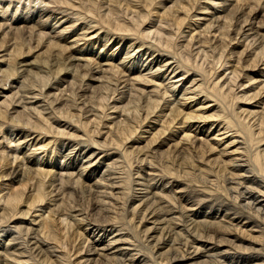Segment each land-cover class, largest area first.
Wrapping results in <instances>:
<instances>
[{"label":"bare ground","instance_id":"6f19581e","mask_svg":"<svg viewBox=\"0 0 264 264\" xmlns=\"http://www.w3.org/2000/svg\"><path fill=\"white\" fill-rule=\"evenodd\" d=\"M263 1L234 0L233 10L223 9L226 22L216 24L211 18L218 10L215 0H170V6L164 0H33L35 5L27 4L26 9H33L31 18L18 16L8 27L5 18L12 0H0V23L6 22L0 24L2 93L18 76L39 77L44 87L51 77L80 81L76 90L75 83L67 90L58 83L59 96L65 93L61 98L70 94L49 114L48 108H27L22 95L15 101L21 93L15 89H9L11 95L0 105V264H75L74 256L76 264H264V81H257L264 78V37L256 47L254 41L245 47L248 38L241 47L231 46L244 30L241 24L233 25L234 19L258 20ZM244 7L248 14H243ZM13 9L9 17L19 10ZM59 25L64 28L54 36L44 33ZM76 26L78 30L64 34ZM35 31V46L27 44L24 36L31 40ZM243 35L246 31L240 38ZM124 38H129L132 51L124 47L114 60L101 58L106 55L99 56V51L93 55L97 43L108 53L114 46L121 49ZM90 40L96 41L89 42L84 53L79 43ZM151 50L144 71L185 72L174 77L170 73L164 81L158 77L161 84L142 75L146 59L139 57ZM157 50L172 57L155 56ZM93 64L107 69L91 94L97 95V102L90 96L95 115L85 118L90 110L82 113L84 104L72 110L69 103L85 97L87 90L82 95L78 91L87 75L89 81L95 76ZM129 64L138 65V71L131 72ZM227 71L230 77L220 84ZM127 73L136 80L116 89L103 81L111 75L119 83ZM171 78L176 81L162 88ZM28 83L26 87H41L37 81ZM122 84L128 88L120 99L125 105L113 102L110 107L106 102ZM226 84L251 86L240 97L232 93L234 88L224 91ZM37 96L43 94L31 99ZM196 97L201 98L193 106ZM254 99L263 106L260 112L242 106L235 112L236 102ZM10 111L18 115L8 116ZM130 111L137 115L130 118ZM116 114L127 116L121 122L108 120ZM192 120L198 127L205 124L200 133L206 136L216 125L214 135L224 136L219 144L228 140L225 149L216 152L214 145L206 147V140L195 143ZM252 120L257 124L251 125ZM147 121L157 126L144 145ZM61 123L69 127L58 129ZM177 125L184 129L182 139L170 147L163 137L170 132L173 138ZM230 147L235 149L228 153Z\"/></svg>","mask_w":264,"mask_h":264},{"label":"rangeland","instance_id":"374dc122","mask_svg":"<svg viewBox=\"0 0 264 264\" xmlns=\"http://www.w3.org/2000/svg\"><path fill=\"white\" fill-rule=\"evenodd\" d=\"M20 1H22V2H20ZM25 1V2H24ZM169 1L170 0H164V2H166V3H169ZM216 2H214V4H213V7L215 8V9H217L218 8V10H216L217 12L215 13V15L214 16H211V18H212V20H216V24H222V23H225L226 22V20L223 18V16L225 15V13H223V9H228V11H231V10H233L234 9V4H235V2H233L234 0H226L227 2V4L225 3H221V0H215ZM33 2V0L31 1L30 0V2H28V0L26 1V0H12V7L10 8V11H9V13L10 14H8V16L6 15V18H5V21L6 20H9L8 22H7V24H8V27H10V26H12L13 24H15L16 23V20H17V18H18V16H21L20 18H22V17H24V16H26V18H27V16H28V18L30 19L31 18V16H32V14L34 13L33 12V9H31V8H28V10H26L27 9V7H28V5L27 4H31ZM264 2V1H263ZM19 3V4H18ZM26 3V4H25ZM17 6H16V5ZM33 4V3H32ZM31 4V5H32ZM14 5V6H13ZM35 4H33L32 6H34ZM170 5H172V4H168L167 6H170ZM17 8H16V7ZM233 6V7H232ZM25 7V8H24ZM263 7V6H262ZM19 9L18 11H17V14H16V16H14V17H9L10 15H11V13H12V9ZM233 8V9H232ZM245 8V7H244ZM13 9V10H14ZM31 9V10H30ZM52 10H50L51 12H56V13H62V12H57V8H51ZM214 9V10H215ZM230 9V10H229ZM35 10H37V8L35 9ZM105 10H106V8H105ZM104 9H103V13H105L106 11H105ZM244 11H243V14L245 13V14H248L249 12H248V9L247 8H245V9H243ZM258 10H262V8H259ZM263 10H264V8H263ZM249 11H250V9H249ZM27 12V13H26ZM30 12V13H29ZM47 12V11H46ZM69 12H71V11H69ZM68 12V13H69ZM246 12H248V13H246ZM13 13H14V11H13ZM29 13V14H28ZM32 13V14H31ZM67 13V15H69ZM240 13H241V11L239 12V15H240ZM0 16H1V14H0ZM236 16L237 17H241L242 16V14L240 15V16H238V14H236ZM262 16L264 17V11H262L261 12V16L258 18V20H253V21H251L250 22V19L245 23L244 22V19H240L238 22H240V23H236V20L237 19H234V21L232 22L233 23V25H237V28H238V24H239V26H240V24H241V27H243V33H244V31H246V35H243V37L242 38H240L241 36H242V32H241V35L240 36H238V38L232 43V45L231 46H237V47H241L242 46V43L244 42V41H242V40H245L246 38H248L249 40L248 41H245V47H246V45L247 44H249V42L250 41H254L253 43H255L254 45H255V47L256 46H258L259 44H260V42L263 40V37H264V26H261V24H262ZM9 17V18H8ZM34 17H36V15H34ZM33 17V20L35 19ZM223 18V19H222ZM244 18V17H243ZM219 19V20H218ZM38 19H36V21H37ZM223 20V21H222ZM5 21H3V22H1L0 24H1V26H3L6 22ZM225 21V22H224ZM65 23V22H64ZM236 23V24H235ZM11 24V25H10ZM18 25H21V23L20 24H18ZM65 26V25H64ZM7 27V26H6ZM62 28H64L63 26L61 27L60 25L59 26H57L55 29H53V30H46L44 33H46L47 35H51V36H54L53 35V33H57V32H60L61 31V29ZM251 29V30H250ZM73 30H78V26H76L75 28H73V29H69L67 32H64V34L66 35V34H72L73 32ZM249 30V31H248ZM261 30V31H260ZM11 31H14V30H11ZM260 31V33H258ZM36 32V35L35 34H33V36L31 37V40H29L30 38H29V35H25L24 37H25V41H26V43L28 44L29 43V41H31V44L33 45V46H35V43H34V40H35V36H37V34H39V32L38 31H35ZM72 32V33H71ZM258 33V34H257ZM46 35V36H47ZM56 35V34H55ZM153 35V34H152ZM246 36V37H245ZM157 35H155L154 36V39H152L153 41H152V43H156L154 40H156L157 38ZM245 37V38H244ZM47 38V37H46ZM156 38V39H155ZM254 38V39H253ZM27 39V40H26ZM158 40H159V38H158ZM94 41H96V40H90V41H86V43H85V41H81L79 44V46H81L82 48H83V52L85 53L86 51H87V49H88V47H91L90 46V43H93ZM128 41H129V38H124L123 40H122V42H121V46H123L121 49H119L117 46H114L113 48H112V51L111 52H108V53H106L105 52V48H103V47H100V44H96L95 46H93V51H94V53H93V55L96 53V52H98L99 51V56H101V54H103V55H106V56H104V57H102L101 56V58H107V59H109V58H113V60L114 59H117L118 58V56H121L122 54H123V48L124 47H126L127 49L128 48H130L132 45H131V43H128ZM149 41H151V40H149ZM157 41V40H156ZM90 42V43H89ZM182 42V43H181ZM181 44V45H180ZM180 48H181V46H182V44H183V40H180ZM253 45V46H254ZM112 47V42H110L109 43V47ZM147 47V46H146ZM145 47V48H146ZM76 48V47H75ZM74 48V50H77V48L75 49ZM133 48L134 47H131L130 48V51H132L133 50ZM178 49H179V47H178ZM243 49V48H242ZM184 49L182 48L181 50H180V52H182ZM193 50H194V53L193 54H196L197 53V51H198V49H197V46H194V48H193ZM36 50H34L33 52H32V54H35L36 52H35ZM153 50H151V51H149L148 52V54H146V55H144L143 57H139V60H145L147 57H148V55L152 52ZM126 52V51H125ZM105 53V54H104ZM135 53V54H134ZM134 53L132 54V55H136L137 54V52H135L134 51ZM111 54H114V57H110V55ZM158 54H160V55H164V56H167V57H169V58H171L172 56L171 55H169L168 53H161V52H159L158 50H157V52H156V54H155V56L156 55H158ZM0 55H2V54H0ZM131 55V54H130ZM140 55H142V53L140 54ZM133 56V57H134ZM163 56V57H164ZM183 56H184V54H183ZM129 58V57H128ZM128 58L126 59V56H125V60L127 61L128 60ZM137 58H138V55L136 56V60H137ZM186 58H187V56H186ZM192 58V57H191ZM102 59V60H103ZM150 60L151 59H146L144 62H145V65H144V67L143 68H141L140 69V73H142V75H144V76H146L147 78H153L154 79V81H156V83L157 84H161V81H159V80H157L158 79V77L160 78V77H163V79H162V81H164L168 76H169V74L171 73V71H172V68L169 70V71H167V73H165L164 74V71L163 72H156L155 70H153V71H151V72H148V71H144V69H145V66H148L149 65V62H150ZM175 60V59H174ZM174 60H171V62H173ZM198 60H199V57H198ZM197 60V61H198ZM175 61H177V59L175 60ZM181 61V63H183V60H180ZM203 61L204 60H202V62L200 63V64H202L203 63ZM199 62V61H198ZM95 64H93L92 66H90L91 68H93V69H95V71H94V74L93 75H95L93 78H91V81H89L90 80V76H86L85 77V79H84V81L82 82V88L78 91V93H81V95H82V93H84V91L85 90H87V93H86V95H85V97H83V98H81V100H79V101H77L76 103L77 104H75V102H72L73 100H71V102L69 103V105H70V107H71V109L73 110V109H77V107L78 106H80V107H82V105L84 104V108L81 110V112L82 113H85L86 111L88 112V110H90V112L88 113V114H86L85 113V115H84V117L85 118H88V117H91L92 116V114L93 115H95L94 114V112L93 111H91V108H93L94 106L92 105V103L95 101V102H97V98H96V96L95 95H91L92 94V92H94L95 91V89H97L98 87H99V83L97 82V79L99 78V76L100 75H102V73H104V71L107 69L106 67H103V66H98V65H96V66H94ZM206 65H207V63H206ZM205 65V66H206ZM129 66H130V64H129ZM97 67H99V68H97ZM130 68H131V72H133L134 71V73H136L137 71H138V65H136L135 67H132V66H130ZM121 69V68H120ZM182 71H184L185 72V70L184 69H180L177 73H175V74H170V76L169 77H174V76H177L178 74H180V72H182ZM21 73H22V71H21ZM192 73L193 72H191V73H189L188 75H186L185 77H182V78H184L183 80L185 81V79L188 77V76H190V75H192ZM225 75H223V80H222V82L220 83V84H222L223 83V81L225 80L224 79V77L225 78H228V77H230V71H227L226 73H224ZM42 75H47V74H45V73H43ZM126 76H122L123 78L122 79H120V81H119V83L118 82H116L115 80H112L113 79V77H111V75H107V77L108 78H106V79H104L103 81L106 83V84H109V88H114V89H116L118 86H119V84L120 83H122V82H126L125 84H129L130 83V81L131 80H136V78L133 76V75H135V74H133V75H130V74H125ZM33 76V75H32ZM110 76V77H109ZM150 76V77H149ZM251 76H258V75H255V74H251ZM60 76H58L57 77V79H52V77L50 78L51 80H50V82H49V84L47 85V87H44L40 82L42 81H40L39 82V80H40V78L39 77H37L36 78V76H35V78L33 77V79H31V77L29 76V77H27V75H25L24 77H17L16 79H10L9 81H8V83H7V86L5 87V93H2V90L0 89V105L2 104V102L4 101V99H7V96H10L11 94H10V92H9V89H15V92H17V91H20L21 93H19V95L15 98V101L16 100H18V98L19 97H25V100L23 101V103L25 104V105H27V108L29 107V108H31V109H33L34 107H36V108H39V109H47L48 108V110H46L45 111V114L47 113V114H49L51 111L53 112L54 110H52V109H54V108H58L59 107V104H60V102H64L63 100H65V103H66V101H67V98H68V96H69V94L70 93H68L67 94V96H65L64 98H61L64 94L62 93V95L61 96H59L61 93H60V91H57V85H58V83H59V86H61L60 88L62 89V90H67V88L69 87V89L71 88L70 86V83L71 84H74L75 83V86H74V90H76L77 89V87H78V85H79V83H80V81L79 82H75V80H73V78L71 77H67V76H65V77H67L63 82H60V78H59ZM89 78V79H88ZM26 79V80H25ZM37 79V80H36ZM114 79H117L116 77L114 78ZM156 79V80H155ZM176 78H171L170 80H167V81H165L163 84V86H162V88L165 86V85H171L172 83L171 82H174V81H176L175 80ZM197 79H201V78H199V77H197ZM37 81L38 83H37V86L39 85V86H41V87H36L35 86V88H31V87H26V85H28L29 83H28V81ZM57 80V81H56ZM59 80V81H58ZM264 81V78H260V79H258L257 78V81ZM89 81V82H88ZM111 81V82H110ZM239 82V81H238ZM62 83V84H61ZM89 83V86H86L87 84ZM135 83H136V81H135ZM182 83H183V81L182 82H180L179 84H178V87L175 89V92H174V94H175V96L179 93V90L181 89V87L182 86H184V85H182ZM242 83V82H241ZM259 82H256V83H254V84H258ZM24 86H23V85ZM41 84V85H40ZM110 84L112 85V86H110ZM125 84H122V86H120L119 87V90H118V92L110 99V101L109 102H106V104H110V107L112 106V105H114V103L113 102H115L117 105H118V107L119 106H123V105H125V104H120V99L122 98V97H126V93L128 92V88H123L124 87V85ZM137 84V83H136ZM90 85H92L93 87L92 88H90ZM182 85V86H181ZM233 85V84H232ZM22 86V87H21ZM43 86V87H42ZM51 86H53V88H54V90L55 91H51V93H49V91H50V87ZM72 86V87H73ZM117 86V87H116ZM192 85L191 84H187V87H191ZM229 86V85H228ZM227 86V84L225 85V87H224V91H227V90H230V89H232V88H234V89H232L233 91H232V93H234V92H236V93H234V94H236V95H238V96H240V97H242L247 91H249V88H250V86L251 85H247V86H242L241 88L239 87L240 86V84H238L237 86L235 85V86H233L232 88H230V86L228 87ZM25 87V88H24ZM23 88V89H22ZM49 89V90H48ZM161 90V89H160ZM28 91H30V94L29 93H26V92H28ZM40 91V92H39ZM14 92V93H15ZM227 92H229V91H227ZM33 93V94H32ZM49 93V94H48ZM187 93V92H186ZM40 95V94H43V96H37L36 98H34V99H31V97H34V95ZM55 94V95H54ZM22 95V96H21ZM48 95V96H47ZM57 96H59V100L57 101V102H54L53 103V105H51V102H53L56 98H57ZM89 96V97H88ZM90 96H92V98H93V96H94V98H93V102H91V97ZM22 97V98H23ZM67 97V98H66ZM144 98L145 97H147V94H145L144 96H143ZM183 96H182V94H180L179 96H178V98H182ZM188 97H191V95L190 96H188ZM89 98V99H88ZM199 98H201V97H196L194 100H196V99H199ZM62 99V100H61ZM76 99H78V98H76ZM174 99V98H173ZM180 99H177V100H180ZM87 100V101H86ZM168 100V99H167ZM84 101H85V103H84ZM191 101V100H190ZM198 100H196L195 102H193V106L194 105H196V104H198ZM257 101L254 99V100H251L250 102L249 101H245V100H240V101H238V102H236V104H237V106H236V108H235V112L236 113H240L241 112V109H239L241 106L242 107H244V109H248V111H251V112H255V113H258V112H260L263 108V106L262 105H260V104H258V103H256ZM163 101H162V103H161V105H163ZM14 104V103H13ZM17 103H15V105H16ZM141 104H142V102H141ZM69 105H66L65 106V108H70L69 107ZM75 105H77L76 106V108H74L75 107ZM3 106V105H2ZM50 106V107H49ZM72 106H74V107H72ZM138 106H140V105H138ZM62 107V106H61ZM109 107V106H108ZM30 109V110H31ZM62 109H64V106H63V108ZM61 109V110H62ZM93 109H95L96 110V107H94ZM163 109H165V108H163ZM243 109V108H242ZM67 110V109H66ZM66 110H64V111H66ZM166 110L168 111V108H166L165 109V113H166ZM34 111V110H33ZM132 111V110H131ZM130 111V113H129V117L130 118H133V114L134 113H132ZM157 111H159V109L157 110ZM207 111V110H206ZM27 112V111H26ZM57 112H59V111H57ZM63 112V111H62ZM93 112V113H92ZM113 112V110H110V113H112ZM97 113V112H96ZM133 116H132V115ZM141 114H143V112L141 113ZM207 114H209V112L207 113ZM246 114V113H245ZM245 114L243 115V117L245 116ZM9 115H13L14 117H16L18 114H16V113H14V111H10L9 112V114H8V116ZM57 115L59 116V114L57 113ZM124 116H122L121 118H117L118 116H117V114L116 115H114V116H112V117H109L108 118V120H117V122H121V121H123V119L127 116V114L125 115V114H123ZM137 114L135 113V116H136ZM87 116V117H86ZM134 116V117H135ZM153 117L155 116V114H153L152 115ZM129 118V119H130ZM258 118V117H257ZM256 118V119H257ZM250 119V118H249ZM249 119L247 120V122L249 121ZM34 120V119H33ZM106 118H104V121L106 122ZM131 121H132V119H130ZM251 120V119H250ZM149 121H150V119H149ZM153 121V120H152ZM151 121V122H152ZM34 122V121H33ZM192 123H191V125L192 126H194L193 128H191V132H192V135H193V141L195 142V143H199V144H202L203 142L202 141H200V140H206V141H208L207 143H206V147H208L209 146V144H212V145H214L215 146V148L217 149L216 150V152H218L219 150H223V149H225V145H227L228 144V140L227 139H223L224 141H223V143L222 144H219V139L221 138V137H224L223 135L221 136V135H219L218 133H216V135H214L215 133H214V131H215V127H216V125H215V127H213L211 130H209V132L207 133V136L206 135H204V133H205V131H203V133H200V130H202L201 128L205 125V124H203V123H201L200 125H199V127H198V121H196V120H192L191 121ZM148 123V121L146 122V124H145V127L142 129V132H144V131H146V130H149V132L147 131V133L146 134H143V136H142V138H141V140H142V142H143V144L145 145L146 144V142H147V140H149L150 138H151V131H153L156 127H153V125H155V126H157V124H147ZM250 123H251V125L254 123V124H257V121L255 122V120H252V121H250ZM60 125V128H58V129H63V127H69L68 125H66L65 126V124L64 123H61V124H59ZM149 126V127H148ZM73 127V126H72ZM72 127H70L69 128V130H72ZM177 128H175V129H178V131H177V133H174V137L173 138H169L170 137V132H168L164 137H163V139H164V141L165 140H167L166 141V143L168 144V143H170V147H171V145H174L175 143H176V140H179L180 138L182 139V131L184 130V129H180V126H176ZM92 128V130H93V127H91ZM255 130L254 131H256L258 128H254ZM76 131V130H75ZM176 131V130H175ZM140 133V132H139ZM231 133V132H230ZM103 135V134H102ZM101 135V136H102ZM181 135V136H180ZM140 136V135H139ZM194 136H195V138H194ZM101 138L102 137H99V140H101ZM85 139H87V138H85ZM84 139V140H85ZM21 141H23V140H21ZM68 143V142H67ZM82 144H80L81 146H85V144L83 143V142H81ZM79 145V146H80ZM130 146V145H129ZM217 146H218V148H217ZM14 147V146H13ZM22 147H24V146H22ZM93 147V146H92ZM260 147L261 148H263L264 149V141L262 142V144H260ZM90 148V147H89ZM105 149H107L106 151H110V152H112V151H114V150H112V148H109V147H107V148H105ZM104 149V150H105ZM235 148L234 147H230L229 149H227V151H228V153H231L233 150H234ZM102 150V149H101ZM18 153L20 154V150L18 151ZM98 153V152H97ZM215 154V152H212V155H214ZM209 155V154H208ZM101 156V155H100ZM102 156H104L103 154H102ZM215 156V155H214ZM21 157H23L22 155H21ZM214 160V159H213ZM103 167V166H102ZM100 170H102L101 168H100ZM56 173V175H57V173L58 172H55ZM56 175H55V177H56ZM49 180V179H48ZM86 183L87 184H89L90 183V180H86ZM92 184V183H91ZM5 193H8V191H5ZM88 233V232H87ZM90 233V232H89ZM86 235H88V234H86ZM90 235V234H89ZM74 251V250H73ZM78 259V257H76V256H74V257H72V261L73 262H75V264H76V260Z\"/></svg>","mask_w":264,"mask_h":264}]
</instances>
